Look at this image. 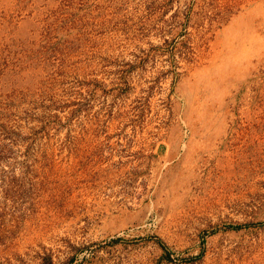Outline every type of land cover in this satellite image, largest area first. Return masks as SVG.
<instances>
[{"label": "rangeland", "instance_id": "rangeland-1", "mask_svg": "<svg viewBox=\"0 0 264 264\" xmlns=\"http://www.w3.org/2000/svg\"><path fill=\"white\" fill-rule=\"evenodd\" d=\"M0 264H264V0H0Z\"/></svg>", "mask_w": 264, "mask_h": 264}]
</instances>
